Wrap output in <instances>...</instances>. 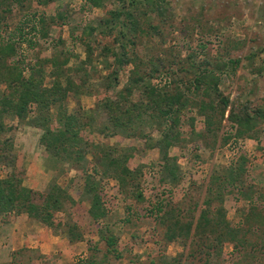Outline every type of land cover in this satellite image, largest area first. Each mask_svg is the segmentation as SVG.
<instances>
[{"label":"rangeland","instance_id":"1","mask_svg":"<svg viewBox=\"0 0 264 264\" xmlns=\"http://www.w3.org/2000/svg\"><path fill=\"white\" fill-rule=\"evenodd\" d=\"M43 2L28 0L25 8L17 7L15 17L9 20L10 27L3 28V36L20 42V54L31 66L43 67L44 71L36 74V78L44 80L45 87L50 88L57 80L54 75L57 67L47 63L52 59L59 62L62 77L58 80L64 86L70 81L80 83L87 80L90 95L76 96L69 92L68 110L71 113L85 110L94 114L92 126L81 134L86 142L95 146L135 148L130 167L140 170L134 184L139 189L132 188L125 193L114 178L96 175L108 215L101 221H93L88 214L90 203L84 194L87 174H94V168L99 167L93 149L84 151V159H77V154L69 161L62 160L49 155L41 146L42 130L22 124L17 119H7L6 124L12 127V131L2 136V140H12L14 148L10 159L0 163V176L3 179L10 175L23 176L22 185L39 192L47 191L55 184L64 188L76 203H68L66 212L59 213L57 219L66 223L67 228L76 225L74 232L82 236V241L70 243L67 229L54 231L31 218L30 226L22 228L14 222L15 213L0 215V264H86L90 258H95L98 264H201L196 260L194 249L184 247L178 240L167 241L166 231L173 223L170 217L174 216L164 215V212L176 215L171 209L180 208L186 221L197 220L200 209L209 198L213 175L228 171L235 162H241V158L248 160L244 184L254 186L256 191L264 190V123L255 134L260 143L251 138L232 137L223 145L227 123L223 121L217 136L213 137L204 131L205 121L198 110L187 107L178 129L181 136L169 151L172 159H178L181 170L178 184H171L172 177L164 173V161L156 147L162 139L157 127L143 126L142 131L135 132L131 137L101 133L105 127L111 132L113 130L110 110L104 107V103L118 100V93L126 86L134 68L130 64L119 69L117 87L108 88V76L119 66L112 57L108 58L111 68L105 69L107 59L103 55L105 47L119 48L117 32L108 36L90 32V27L96 26L100 18L118 7L117 2L110 1L105 8L85 13L82 11L83 0ZM166 2L169 6L165 17L158 18L150 13L147 16L151 19H148L141 14L146 20L145 28L149 27L148 20H151L152 24L160 27L161 33L152 31L145 34L135 49H127L129 56L144 60L145 66L141 67L144 70L145 67L148 70L152 68L148 61L154 55H165L169 61L174 60L173 56L185 60L192 56L199 62L207 57L213 64L228 58L240 59L235 73L230 71L228 75H222L220 92L230 98L232 105L241 109H264V0ZM57 13L66 16L64 25L56 17ZM43 14L55 17V25L51 22L50 26V38L54 40L50 46L38 31H32L33 27H40L39 18ZM17 23L19 26H15ZM88 45L94 49L90 60L87 59ZM65 59H69L66 66L63 65ZM192 62L188 59L183 66L189 68ZM180 67L173 66V71L164 69L156 74L158 79H146V83L158 89L172 88L174 81L193 78V74L182 72ZM85 69L89 71L88 77ZM26 75L29 76L28 71ZM192 99L199 102V98ZM142 100L143 92L136 90L129 98V104ZM225 188V184L216 187L215 195L217 192L224 193ZM138 192L144 196L142 201L136 198ZM224 195L228 219L236 222L241 218L240 209L246 203L239 201L232 187ZM158 207H162L164 212H157ZM112 236L117 240L119 258L118 253L110 252L108 248L107 239ZM235 257L233 246L226 244L221 264H235Z\"/></svg>","mask_w":264,"mask_h":264},{"label":"trees","instance_id":"2","mask_svg":"<svg viewBox=\"0 0 264 264\" xmlns=\"http://www.w3.org/2000/svg\"><path fill=\"white\" fill-rule=\"evenodd\" d=\"M27 1L0 0V163L10 159L14 148L12 140H2V136L12 131V127L6 124L7 119H17L22 124L42 130L41 146L49 155L60 157L62 160L69 161L77 154L79 155L77 159H84V153L93 149L92 153L99 167L94 168V174H87L84 194L90 203L88 214L93 221L98 222L107 217L108 210L99 192L96 175L114 178L119 182L122 192L128 193L132 188L138 190L139 188L134 184L137 183L140 170H132L130 167L135 148L95 146L86 142L81 134L92 126L94 114H89L85 110L71 113L67 103L69 92L76 96L90 95L87 80H82L80 83L70 81L64 86L58 80L62 77L59 74L61 69L59 62L52 59L47 63L57 67V72L54 74L57 80L50 88L45 87L44 80L36 78V74L44 71L43 67L31 66L20 54V42L15 38L12 39L13 37L3 36V28L10 27L9 20L15 17L16 8H25L24 4ZM52 1L44 0L43 3L50 4ZM110 1H116L118 7L109 11L106 17L100 18L96 26L90 27L91 34L102 33L108 36L117 32L116 41L119 48L105 47L103 55L107 59L105 69L111 68L108 58L112 57L114 63L119 66L109 74L108 88L117 87L119 69L130 64H133L134 68L126 86L118 93V100L116 102L107 100L104 103V107L110 110L113 130L111 132L105 127L101 130L103 135L107 132L109 136L123 134L131 137L135 132L142 131L143 126L157 127L162 134V139L157 142L156 147L160 150L164 161L163 171L172 177L171 184L176 183V185L180 181L181 170L177 164L178 159H172L169 151L181 136L178 129L181 125L182 113L187 107L192 106L198 110L205 121L204 131L213 137L217 136L222 122L227 123L222 137L223 145L232 137L251 138L260 143L255 134L258 132V127L264 123V109L254 111L249 108L241 109L232 105L230 98L223 96L219 89L222 75L224 73L228 75L230 71L235 73L241 63L240 59L228 58L226 61L218 60L213 64L207 57L199 62L198 59L193 60V57L189 56V61L193 62L187 68L183 63L188 59H178L173 56L174 60L169 61L165 55H154L148 61L152 68L148 70L145 67L144 70L141 68L145 66L144 60L129 56L127 49L129 47L135 49L145 34H151L152 31L161 33L160 27L152 24V21L148 20L151 18L147 15L152 13L158 18L165 17L169 4L166 0H83L82 11L85 13L96 8H105ZM141 14L148 17V28H145L146 20ZM33 17L36 18V15ZM56 17L62 20V25L67 21L63 14L57 13ZM27 21L32 22L30 19ZM51 22L55 25V17L49 18L48 15L43 14L39 18L40 27L32 28V31L40 33L48 46L51 45V41L54 42L49 33ZM93 52L92 46L88 45L87 59L90 60ZM68 62L69 59H65L63 65H68ZM172 65L174 67L181 65L179 69L187 74H193V78L174 81L172 88L158 89L146 83V79L157 78L156 74L164 69L173 71ZM27 71L29 76L26 75ZM84 71L88 77L89 71L87 69ZM136 90L143 92V102L129 104V98ZM192 98H199V102H194ZM145 99L147 102H144ZM247 163L246 158H241V162H235L228 171L213 175L209 198H206L197 220L186 221L182 217L180 208H172L171 212L176 213L173 215L158 207L157 212L163 211L164 215L174 216V218L170 217L173 223L166 231L167 241L178 240L184 247L194 249L196 260L201 264H221L223 248L226 244L233 246L235 264H264V190L256 191L254 186L244 184L243 176L246 173ZM22 183L23 176L21 178L10 175L6 179L0 176V215L27 214L29 218L39 221L54 231L67 229L71 243L82 241V236L74 232L76 225L67 228L66 223L57 219L59 213L66 212L68 203H76L64 188L55 184L47 191L39 192L25 188ZM221 184L227 186L224 193L230 191L232 187L239 196V201L246 203V206L240 209L241 218L236 222L228 219L224 193L217 192V195L214 193L215 188L220 187ZM143 197L141 192L136 195L139 201H142ZM102 239L105 240L103 234ZM107 241L109 251L118 253L116 238L108 237ZM120 256L121 254L118 253L117 257ZM86 264L98 263L95 258H90Z\"/></svg>","mask_w":264,"mask_h":264},{"label":"crops","instance_id":"3","mask_svg":"<svg viewBox=\"0 0 264 264\" xmlns=\"http://www.w3.org/2000/svg\"><path fill=\"white\" fill-rule=\"evenodd\" d=\"M29 216L27 214H22V215H16V218L14 220L15 224L19 223L20 225H22V228L23 227H29L30 225L28 224L29 223ZM17 227V226H15ZM21 229V228H20ZM22 230V229H21ZM27 231V230H26ZM22 240V239H21ZM71 243V242H70ZM73 244V243H72Z\"/></svg>","mask_w":264,"mask_h":264}]
</instances>
